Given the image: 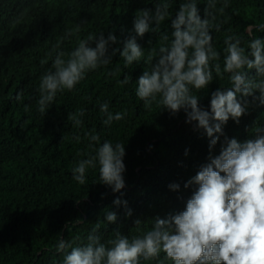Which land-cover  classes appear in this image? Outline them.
<instances>
[{
  "label": "trees",
  "instance_id": "16d2710c",
  "mask_svg": "<svg viewBox=\"0 0 264 264\" xmlns=\"http://www.w3.org/2000/svg\"><path fill=\"white\" fill-rule=\"evenodd\" d=\"M160 2L0 0V264H62V254L56 251L61 238L86 244L99 222L101 242L115 238L117 229L131 240L150 231L156 217L166 218L186 208L194 186L184 185L209 163L210 138L203 129L186 122L183 110L172 115L156 104L146 109L135 91L138 78L151 68L145 62L148 53L152 48L158 53L165 43L162 34L171 41V19L184 0H168L170 16L161 23L159 33L137 36L145 60L126 65L117 52L111 63L87 73L73 91L58 93L45 115L37 104L40 78L54 71L52 64L58 52L73 51L78 46L77 37L87 39L101 33L117 37V43L110 44L109 54L113 49L122 51L124 42L135 35L137 11L154 12ZM207 2L197 0L202 18ZM223 4L224 0H216V8L211 10L216 16L214 23L221 25L220 31L212 29L211 34L222 69L227 35L240 36L245 47L253 38L264 39V31L256 30V25L264 24V0H228L221 12ZM248 25H253L251 35L246 31ZM77 26L80 31L76 35H66ZM58 42L60 47L56 48ZM42 59L47 63L42 65ZM213 75L207 89H193L200 97V106L208 111L212 93L231 87L229 74L223 79L215 72ZM125 76L130 77V83H118ZM21 92L18 101L15 97ZM248 100L239 123L229 119L223 126L225 135L220 136L212 155H219L225 136L244 142L255 138L257 128H264V104L252 97ZM103 103L109 104L113 114L126 111L125 119L106 126V114L100 109ZM80 109L84 115L76 126L68 116ZM93 130L100 136L99 143L86 139ZM76 136L81 137L80 142L75 141ZM106 140L125 145L126 187L120 193L100 182L98 166L87 171L85 185L73 179L72 168L81 159L95 155V149ZM172 184H179V190L171 189ZM117 198L128 202L131 216L125 214L123 204H114ZM108 211L117 213L115 224L106 221ZM137 219L142 221L138 226ZM140 264L173 261L161 252L157 259L141 258Z\"/></svg>",
  "mask_w": 264,
  "mask_h": 264
},
{
  "label": "clouds",
  "instance_id": "9594fccd",
  "mask_svg": "<svg viewBox=\"0 0 264 264\" xmlns=\"http://www.w3.org/2000/svg\"><path fill=\"white\" fill-rule=\"evenodd\" d=\"M227 6L228 0H224L220 11ZM169 8L168 0H161L154 12L138 10L133 22L135 35L124 42L122 51L113 49L109 54L110 44L117 43L112 33L107 37L104 33L87 39L77 37L78 46L70 53L58 52L52 64L54 71L41 76L38 111L45 115L58 93L73 91L87 73L111 63L117 52L126 65L145 60V51L137 36L159 33L161 23L170 16ZM215 8L216 0H208L202 18L197 0H184L171 19V41L167 34H162L165 43L158 53L155 48L151 49L145 61L151 68L136 81V95L146 109L156 104L172 115L183 110L186 122L194 123L196 129H203L210 138L209 163L202 165L184 185L185 188L194 186L186 208L166 218L156 217L150 231L131 240L117 229L115 238L101 242L97 235L99 222L88 235L86 244L77 245L75 239L61 238L56 251L62 254V264H140L141 258L157 259L161 252L173 264H264V128H257L255 138L244 142L225 136L219 155L211 154L220 136L225 135L223 126L229 119L239 123L246 114L249 97L264 104V39L253 38L245 47L240 36L227 35L222 69L218 62L220 53L213 45L211 34L212 29H221L219 23H214L216 16L211 10ZM256 30L264 31V24L256 25ZM79 31L77 26L66 35H76ZM246 31L251 35L253 25H248ZM93 43L95 47L91 46ZM55 47L59 48L60 42ZM46 63V59L41 60L42 65ZM214 72L221 79L229 74L231 87L212 93L211 111H208L200 106V97L193 89L197 92L207 89L214 80ZM118 83L127 85L130 77L125 76ZM22 96V92L18 93L15 99L19 101ZM100 109L106 114L103 121L106 126L127 115L126 111L109 112L108 103L101 104ZM83 115L84 110L80 109L75 114L69 113L68 119L79 126L82 123L79 117ZM74 139L80 142L81 137ZM86 139L100 142L94 130L86 134ZM125 155L124 144L113 145L106 140L95 149V155L81 159L72 168L73 179L85 185L87 171L98 166L100 182L114 193H120L126 187ZM169 187L179 190L180 186ZM114 204H123L125 214L132 215L126 200L117 198ZM117 220L115 211L106 213L110 224ZM141 222L137 219L135 224L138 226Z\"/></svg>",
  "mask_w": 264,
  "mask_h": 264
},
{
  "label": "bare ground",
  "instance_id": "6f19581e",
  "mask_svg": "<svg viewBox=\"0 0 264 264\" xmlns=\"http://www.w3.org/2000/svg\"><path fill=\"white\" fill-rule=\"evenodd\" d=\"M85 35H86V34H85ZM18 83H19V82H18ZM11 93H12V92H11ZM9 95H10V93H9ZM9 95H8V96H9ZM9 97H10V96H9ZM12 99H13V98H12ZM13 100H14V99H13ZM18 104H19V103H18ZM13 106H14V105H13ZM16 106H17V103H16ZM17 107H18V106H17ZM21 107H22V106H21ZM29 107H30V105H29ZM28 116H29V114H28ZM5 117H6V116H5ZM30 117H31V116H30ZM30 117H29V118H30ZM26 118H27V117H26ZM29 118H28V119H29ZM26 120H27V119H26ZM31 120H32V119H31ZM31 120H30V121H31ZM23 121H24V120H23ZM10 123H11V122H10ZM27 123H29V121H28ZM35 125H36V124H34V126H35ZM37 126H38V125H37ZM38 128H39V127H38ZM36 129H37V128H36ZM45 130H47V129H45Z\"/></svg>",
  "mask_w": 264,
  "mask_h": 264
}]
</instances>
